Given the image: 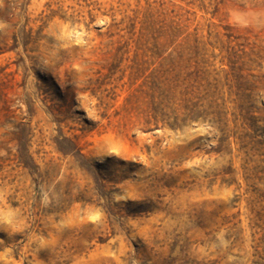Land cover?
<instances>
[{
  "label": "rangeland",
  "instance_id": "obj_1",
  "mask_svg": "<svg viewBox=\"0 0 264 264\" xmlns=\"http://www.w3.org/2000/svg\"><path fill=\"white\" fill-rule=\"evenodd\" d=\"M0 264H264V0H0Z\"/></svg>",
  "mask_w": 264,
  "mask_h": 264
},
{
  "label": "trees",
  "instance_id": "obj_2",
  "mask_svg": "<svg viewBox=\"0 0 264 264\" xmlns=\"http://www.w3.org/2000/svg\"><path fill=\"white\" fill-rule=\"evenodd\" d=\"M70 143H71V145H72V148H73V149H71V150H74V149L76 150V147H75V145H74L72 142H70ZM69 152L71 153V151H69ZM77 155L81 156V155H80L78 152H77ZM134 214H135V213H134Z\"/></svg>",
  "mask_w": 264,
  "mask_h": 264
}]
</instances>
